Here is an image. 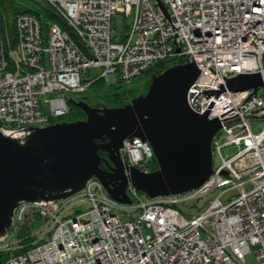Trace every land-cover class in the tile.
I'll list each match as a JSON object with an SVG mask.
<instances>
[{
	"label": "built area",
	"instance_id": "obj_1",
	"mask_svg": "<svg viewBox=\"0 0 264 264\" xmlns=\"http://www.w3.org/2000/svg\"><path fill=\"white\" fill-rule=\"evenodd\" d=\"M45 1L70 31L51 23L44 36L31 14L17 16L14 34L0 25V122L8 131L20 136L68 116L69 99L89 89L84 72L99 68L110 86L130 85L177 59L210 78L195 84L192 107L222 128L212 141L213 172L191 191L152 199L129 183L132 204H122L93 177L67 199L19 203L0 240L10 256L0 264H245L253 248L264 264V124L251 127L264 123V85L256 95L203 94L238 74L264 73V0ZM118 14L122 34L112 25ZM120 155L144 172L156 160L138 137L126 139ZM27 221L30 246L19 238Z\"/></svg>",
	"mask_w": 264,
	"mask_h": 264
},
{
	"label": "water",
	"instance_id": "obj_2",
	"mask_svg": "<svg viewBox=\"0 0 264 264\" xmlns=\"http://www.w3.org/2000/svg\"><path fill=\"white\" fill-rule=\"evenodd\" d=\"M159 5L168 15L163 2ZM210 82L194 62L178 63L152 74L146 93L121 107H96L70 98L69 104L85 113L82 120L32 127L20 136L0 122V240L12 229L19 203L67 199L93 177L122 204H132L129 183L152 199L203 185L213 172L212 141L222 123L193 109V88ZM263 85L264 73L238 74L208 98L227 90L256 95ZM135 137L153 148L156 170L144 172L123 162V142ZM100 151L108 154L109 169L103 168Z\"/></svg>",
	"mask_w": 264,
	"mask_h": 264
},
{
	"label": "trees",
	"instance_id": "obj_3",
	"mask_svg": "<svg viewBox=\"0 0 264 264\" xmlns=\"http://www.w3.org/2000/svg\"><path fill=\"white\" fill-rule=\"evenodd\" d=\"M22 14L34 15L41 23L42 33L44 36L47 35L48 28L51 23H56L63 30L70 31L67 24L46 3L45 0H0V25H7L12 34L15 32V19L18 15ZM171 61L174 63L173 65H176L179 62L178 59L160 62L152 67L145 75L152 76L154 73L163 72L170 67L168 62ZM181 62L184 63V60H181ZM150 83L151 78L140 89L132 90L129 88L131 84H117L114 87H109L106 85L104 79H96L90 84L89 89L86 92L87 95L79 98L78 100H84L85 102L96 107H102L104 105L108 107H121L128 104L133 98L139 96L140 94L146 93ZM70 108L71 112L68 116H66L67 118L63 117L55 119L52 121V124L57 122H74L86 118L85 113L81 109L72 105H70ZM102 153L103 152L100 151L101 156ZM33 229L34 226L29 221L24 223L20 228L19 238L23 240L24 244L30 246L33 242V239L29 238ZM18 253L19 252H16V254ZM9 256V253H0V262L7 259Z\"/></svg>",
	"mask_w": 264,
	"mask_h": 264
},
{
	"label": "rangeland",
	"instance_id": "obj_4",
	"mask_svg": "<svg viewBox=\"0 0 264 264\" xmlns=\"http://www.w3.org/2000/svg\"><path fill=\"white\" fill-rule=\"evenodd\" d=\"M112 25H113L114 30L118 34L124 33L125 30L127 29V27H126V21H125V19H124V17H123L122 14H118L113 19ZM168 63H169V66H172L174 64L172 61L171 62H168ZM101 72H102V69L95 68V69L90 70L89 72L82 73V78H83L84 83H88V84L93 83V81H95L96 79H99L100 78ZM150 78H151V75H145L144 77L139 78L134 83H132L129 88L132 89V90H138L141 87H143L149 81ZM104 80H105L107 86L114 87V86H110L108 84V81H107L106 78ZM259 93L260 94L263 93V88H261L259 90ZM85 95H87L86 92L84 94H81V95H76L75 98L76 99H79L81 97H84ZM263 124L264 123H262V122H258V123L253 122L251 124L252 130L254 132L261 131L263 129ZM157 168H158V163H157V160H156L154 163H152L151 169L154 171ZM139 194L141 196H143V197H148V195H146L144 192L139 191ZM211 198H214V196H211ZM245 264H259V261L257 259V254L255 252V248H253L252 251L249 252L246 255Z\"/></svg>",
	"mask_w": 264,
	"mask_h": 264
},
{
	"label": "flooded vegetation",
	"instance_id": "obj_5",
	"mask_svg": "<svg viewBox=\"0 0 264 264\" xmlns=\"http://www.w3.org/2000/svg\"><path fill=\"white\" fill-rule=\"evenodd\" d=\"M107 156H108L107 153H105V152L102 153V157L105 159V161L103 162V168H105V169H109L111 167V163L106 161Z\"/></svg>",
	"mask_w": 264,
	"mask_h": 264
},
{
	"label": "bare ground",
	"instance_id": "obj_6",
	"mask_svg": "<svg viewBox=\"0 0 264 264\" xmlns=\"http://www.w3.org/2000/svg\"><path fill=\"white\" fill-rule=\"evenodd\" d=\"M211 91H205V92H203V94H204V96L205 97H208V95H209V93H210ZM233 93V92H232ZM200 96H202L201 94L200 95H198V98H200ZM197 98V99H198Z\"/></svg>",
	"mask_w": 264,
	"mask_h": 264
}]
</instances>
